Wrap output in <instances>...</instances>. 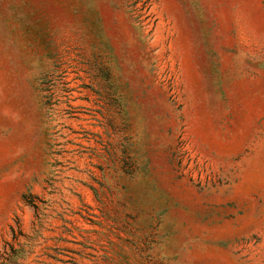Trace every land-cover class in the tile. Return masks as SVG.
Masks as SVG:
<instances>
[{
  "label": "rangeland",
  "instance_id": "obj_1",
  "mask_svg": "<svg viewBox=\"0 0 264 264\" xmlns=\"http://www.w3.org/2000/svg\"><path fill=\"white\" fill-rule=\"evenodd\" d=\"M0 264H264V0H0Z\"/></svg>",
  "mask_w": 264,
  "mask_h": 264
}]
</instances>
